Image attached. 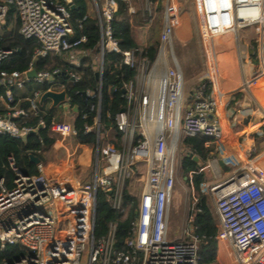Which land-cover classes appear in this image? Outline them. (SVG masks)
<instances>
[{
	"label": "built area",
	"instance_id": "2783aa9c",
	"mask_svg": "<svg viewBox=\"0 0 264 264\" xmlns=\"http://www.w3.org/2000/svg\"><path fill=\"white\" fill-rule=\"evenodd\" d=\"M90 1L92 13L84 20L96 19L99 30V39L91 50L83 48L88 37L75 34L70 10L73 0H0V24H4L12 6L19 21L18 33L37 42L32 60L55 55L76 67L89 62L98 74L99 85L105 53L120 54L122 64L135 71L133 79L122 87L124 111L114 117L121 133L119 148L110 142L99 146V107L96 109L97 140L89 181L79 180L70 162L55 167L39 163L36 174H27L15 165L12 156L8 157L10 187L0 178V264H206L198 251L202 238L193 233L195 226L183 232L190 241L171 235L169 228L179 138L200 135L206 139V145L220 146L226 138L225 98L244 91L254 99L252 89L264 81V0H192L206 71L193 87L191 101L186 105L185 77L175 51V32L181 26L180 7L175 1L163 3L154 59L143 53L145 45L121 50L112 28L118 11L115 0H102L101 6L97 0ZM126 1L129 12L134 14L132 1ZM141 10L144 25H153L156 12L150 0H142ZM247 28L254 31L259 48L258 65L251 74L243 62L246 48L240 43V34ZM231 52L239 65L240 77L235 88L227 89L216 58ZM10 53L0 49V63ZM32 68L30 63L24 72H0V87L4 88L0 98L5 103V112L0 114V135L18 141H24L36 128H45L41 117L34 127L15 121L27 116L26 111L12 105L15 92L24 90L27 83L47 85L44 91L35 90L26 99L36 114L42 105L40 96L52 91L64 92V100L57 107L74 116L68 89L79 77L69 72L66 82H59L63 72L54 68L37 71L36 77L30 79L26 73ZM85 94V99L95 96L89 90ZM255 111L264 121V107L257 105ZM50 129L61 140L76 135L73 118H52ZM91 129L86 127L85 133ZM137 136L140 139L135 142ZM262 161L264 152L254 156L250 147L238 155V167L224 176L215 161L206 165L216 180L202 183L200 189L212 201L217 217L214 242L217 247H224L230 264H264ZM139 162L146 163L147 171L125 249L117 250L116 222L109 223L104 236H94L97 195L122 218L126 217L129 210L123 200L125 185ZM189 179L193 193L191 176ZM192 196L196 203L194 193ZM188 220L192 222L193 216L189 215ZM16 250L23 253L10 257L9 253Z\"/></svg>",
	"mask_w": 264,
	"mask_h": 264
},
{
	"label": "trees",
	"instance_id": "16d2710c",
	"mask_svg": "<svg viewBox=\"0 0 264 264\" xmlns=\"http://www.w3.org/2000/svg\"><path fill=\"white\" fill-rule=\"evenodd\" d=\"M118 11L112 20L113 35L118 40L121 50H131L142 47L137 43L136 33L133 23L144 24L141 10L142 0H133L135 7L134 14L128 10V2L126 0H115ZM102 5V0H97ZM151 5H156V13L160 16L163 12L162 0H150ZM159 3V4H158ZM74 9L71 10L72 25L76 36L85 35L88 42L83 46L84 49H93L99 39V30L97 20L94 18L84 17L88 14V0H73ZM152 32L148 36L147 43L142 47L150 59H154L157 48V34L160 29V20L153 24ZM4 29H9L8 34H0V49L9 50L11 53L7 55L0 63V72H11L18 70L26 71L30 63L36 71H50L58 68L62 74L59 75L63 82H66V74L71 72L79 77V80L69 87L71 102L78 105L79 111L73 119V126L76 130L74 140L80 144L95 146L97 140L96 127L94 126L95 117L97 115V107H99V146L101 147L107 142L113 143L117 148L120 147L121 133L118 131L114 117L125 107V100L122 97V87L125 83L131 81L134 77V69H130L122 64V56L115 53H105L102 80L99 81L95 77V73L89 62L76 67L69 65L58 59L55 55H48L36 60H32L34 49L37 42L32 39H25L18 33L19 21L15 15L14 7H10L4 19ZM47 85L35 86L27 83L24 92H16L14 94L13 106L21 108L27 112V116L16 118L15 121L23 126H36L39 117L45 122V128L39 129L37 134H28L24 141H18L8 136L0 135V178H4L5 182L10 186L12 178L11 170L8 166V157L12 156L15 165L24 173L36 174L37 167L29 159V155H34L44 160L45 155L53 150L57 136L51 131L50 124L55 114V108L49 109L48 115L44 114V104L39 108L36 114L31 110L30 102L26 100L30 98L35 90L44 91ZM91 91L95 94L92 98L83 99L82 92ZM100 92V98L98 94ZM4 95V88L0 87V97ZM94 107L91 110V107ZM4 108L0 102V114H4ZM85 115V116H84ZM86 127H92L90 132L85 133ZM139 136L135 139L137 142ZM205 138L200 135H183L181 136L180 145L192 155H196L202 163L211 157L212 149L205 146ZM178 168L183 174H191V181L195 191L200 193V185L206 182L204 171H200V167L194 162L191 156L185 153L178 162ZM182 174V176H183ZM188 176L187 181H190ZM184 177V176H183ZM125 191V190H124ZM124 206L128 208L129 213L122 218L119 212L111 209L104 201L100 194L96 200V214L94 236L101 237L107 233L108 225L116 222L115 232V248L117 250L125 249V240L130 235V222L137 205L135 195L131 193L123 194ZM194 212L192 224L196 227L193 230L202 240L199 244V254L203 263L215 264L217 246L214 237L217 233V217L211 211L205 196L199 195V199L191 208ZM23 252L16 250L9 253L10 257L21 255ZM2 257H0L1 259Z\"/></svg>",
	"mask_w": 264,
	"mask_h": 264
},
{
	"label": "rangeland",
	"instance_id": "374dc122",
	"mask_svg": "<svg viewBox=\"0 0 264 264\" xmlns=\"http://www.w3.org/2000/svg\"><path fill=\"white\" fill-rule=\"evenodd\" d=\"M132 1V5L133 0ZM165 0H162V5ZM175 3L180 7V14H181V26L176 30L175 32V51L176 55L179 58V61L181 63L184 77H185V87H184V104H188L191 99L189 98V94H191L193 87L198 83V81L204 77L205 75V62H204V54L201 48V41H200V35L198 30V24L196 15L193 9V1L192 0H174ZM160 3V0H158ZM158 3V4H159ZM134 6V5H133ZM135 8V7H134ZM153 11L156 12V5H152ZM157 20L161 21V16L156 13ZM156 19L154 20L153 24L155 23ZM134 31L137 33H141L145 36V39L147 40L149 34L152 32V28L154 25L148 26V29L140 28L142 24L133 23ZM9 29H4L0 24V34H8ZM159 34V32L157 33ZM254 33L249 29H244L242 33L240 34V43L243 44L244 41H248ZM217 66L221 69L220 76L225 79L223 83H226L225 87L227 89L235 88L239 83V65L236 61L235 55L233 52L224 54L220 56L219 58H216ZM255 65L254 68L257 67V65L253 62ZM59 82H63V80L60 78L58 79ZM24 92V91H22ZM57 110H61V108H56L55 112ZM183 136V135H182ZM181 137L179 138L178 143V162L180 158L185 154L186 149L180 145ZM90 150H92V153L94 151L93 145H88ZM262 151V149L255 150L253 155H257ZM56 155L54 150L51 152H48L45 157L48 160L52 159V156ZM229 161H231L232 165L229 166V169H234L238 167V163L233 157L227 158ZM92 164V158L90 159V166ZM203 164V163H202ZM234 164V165H233ZM264 166V161L261 163ZM207 165V164H206ZM203 166L204 173L206 176V182H212L216 180L214 177L212 171L210 168ZM146 163L139 162L133 169H132V177L126 181L125 185V191L124 193H131L135 195L137 202L140 198V194L142 191L143 186V177L146 174ZM90 169L87 171L89 174ZM228 172V171H227ZM226 172H223L220 170L221 176H224ZM182 171L177 166V172L175 176L174 181V193L173 198L171 200L170 204V214H169V228L171 235L174 236H181L184 241H190V238H187L183 236V232H189L190 229L192 230V222H189L188 216L194 215V212H191V208L194 205V198L192 194L194 193V197L199 199V195L205 196L208 204L210 205L211 211H213L212 207V201L206 193H203L200 189V193L198 194L197 191L192 193L191 186L189 184V181H187L188 176L190 174H183ZM89 177V175H88ZM90 178L87 180L89 181ZM6 187H10L6 183ZM128 209L127 207H125Z\"/></svg>",
	"mask_w": 264,
	"mask_h": 264
},
{
	"label": "crops",
	"instance_id": "0c3cea01",
	"mask_svg": "<svg viewBox=\"0 0 264 264\" xmlns=\"http://www.w3.org/2000/svg\"><path fill=\"white\" fill-rule=\"evenodd\" d=\"M91 4V1L88 0L89 15L92 13ZM1 26L3 27V25ZM142 27L145 30L148 29V27L143 23L140 28ZM250 30L254 33L252 29ZM135 33L137 43L141 46L146 45L148 38L147 40L145 39V36L143 35L144 33L142 32L143 34L141 33V35L136 31ZM158 35L159 34H157V39ZM254 36L255 35H253L248 41H244L242 44L245 46L247 51V53L243 56V62L248 74L254 73V71H256L257 67L254 68L255 65L253 62L258 65L259 61V48L254 41ZM91 66L92 69H94V66ZM252 94L254 99L244 91L236 92L235 94L225 98V105L223 109V125L226 132V138L218 147L213 144L206 145L205 139V146L211 148L212 151L211 157L207 159L205 163H203V166H205L208 161H215L219 169L223 172H226L225 174H227L233 170L228 168L231 166V161H229L230 159H227L228 157H233L237 161L238 155L244 154V152L250 147L253 148V153L258 149H262L261 152H264V121L261 120L255 111L257 105L264 107V81L252 89ZM0 102L4 108L5 103L1 98ZM43 104L44 110L42 111L45 115H48L47 111L49 109H56V107H51V100H46ZM75 115L76 114L71 116V114L64 113L62 110H57L53 116V119H74ZM89 148L90 147L88 145L76 142L73 137H69L66 140H61L57 136L53 146V150L56 155H53L51 160H48L46 157H44V160L41 158H39V160L41 164H44L48 167H55L56 165L70 162L74 166L76 177L79 180L87 181L91 177L94 162V151L92 153V150ZM91 158L92 164L90 166ZM89 169L90 172L88 174L87 171ZM215 264H230L228 254L223 246L217 247Z\"/></svg>",
	"mask_w": 264,
	"mask_h": 264
},
{
	"label": "water",
	"instance_id": "95a60500",
	"mask_svg": "<svg viewBox=\"0 0 264 264\" xmlns=\"http://www.w3.org/2000/svg\"><path fill=\"white\" fill-rule=\"evenodd\" d=\"M73 9H74V5H71L70 10H73ZM26 75L30 79L35 78L37 75V71L35 68H32L26 73ZM95 77L98 78V74H95ZM122 92H124V89H122ZM81 96L83 99H85L86 97L85 92H82ZM46 100H51V107H57L64 100V92L56 93L52 91H46L40 96L39 104H43ZM71 111L74 114H77L79 111L78 105H73L71 108ZM123 111H124V108H121L120 112H123ZM38 131L39 129L36 128L35 130L31 131V134H37ZM97 145H98V141H97ZM189 155L191 156L192 160L198 164L200 168L203 167L201 160L196 155H192L191 153ZM29 159L34 164L40 163L39 158L34 155H29Z\"/></svg>",
	"mask_w": 264,
	"mask_h": 264
}]
</instances>
